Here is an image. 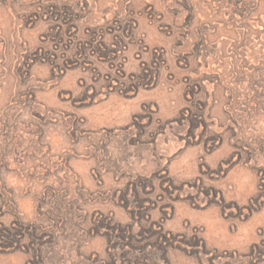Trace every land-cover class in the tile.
Segmentation results:
<instances>
[{
    "label": "rangeland",
    "instance_id": "1",
    "mask_svg": "<svg viewBox=\"0 0 264 264\" xmlns=\"http://www.w3.org/2000/svg\"><path fill=\"white\" fill-rule=\"evenodd\" d=\"M0 264H264V0H0Z\"/></svg>",
    "mask_w": 264,
    "mask_h": 264
},
{
    "label": "trees",
    "instance_id": "2",
    "mask_svg": "<svg viewBox=\"0 0 264 264\" xmlns=\"http://www.w3.org/2000/svg\"><path fill=\"white\" fill-rule=\"evenodd\" d=\"M1 248H2V250H7V249L11 248V244L9 245V244L2 243V244H0V249Z\"/></svg>",
    "mask_w": 264,
    "mask_h": 264
}]
</instances>
